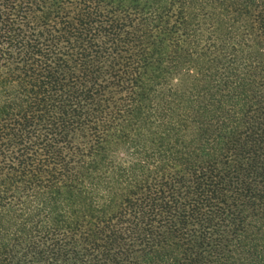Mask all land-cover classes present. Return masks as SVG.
<instances>
[{
	"label": "trees",
	"instance_id": "1",
	"mask_svg": "<svg viewBox=\"0 0 264 264\" xmlns=\"http://www.w3.org/2000/svg\"><path fill=\"white\" fill-rule=\"evenodd\" d=\"M262 230L264 0H0V264H264Z\"/></svg>",
	"mask_w": 264,
	"mask_h": 264
},
{
	"label": "rangeland",
	"instance_id": "2",
	"mask_svg": "<svg viewBox=\"0 0 264 264\" xmlns=\"http://www.w3.org/2000/svg\"><path fill=\"white\" fill-rule=\"evenodd\" d=\"M256 235H257L258 237H260V239H259V240H260V242H261V240H263V238H264V237H263V230H262V231H259V232H257V233H256ZM261 235H262V236H261ZM258 249H259V246H258Z\"/></svg>",
	"mask_w": 264,
	"mask_h": 264
}]
</instances>
